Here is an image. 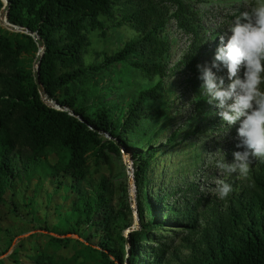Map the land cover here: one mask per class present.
Instances as JSON below:
<instances>
[{
    "label": "trees",
    "instance_id": "16d2710c",
    "mask_svg": "<svg viewBox=\"0 0 264 264\" xmlns=\"http://www.w3.org/2000/svg\"><path fill=\"white\" fill-rule=\"evenodd\" d=\"M171 20L192 37L174 67L189 73L193 113L164 134ZM7 21L42 38L40 82L65 109L48 106L37 90L33 38L0 26V256L40 229L46 233L14 245L12 264H22L20 253L28 264H68L59 253L68 248L78 264H264V161L228 180L225 200L195 182L152 191L161 154L178 137L217 125L199 87L204 27L189 0H9ZM122 28L132 34L123 38ZM108 29L117 45L89 48L94 35L107 40ZM185 145L200 156L199 144ZM121 150L132 162L138 218L127 235V174L112 167ZM37 235L43 244L26 246Z\"/></svg>",
    "mask_w": 264,
    "mask_h": 264
},
{
    "label": "rangeland",
    "instance_id": "374dc122",
    "mask_svg": "<svg viewBox=\"0 0 264 264\" xmlns=\"http://www.w3.org/2000/svg\"><path fill=\"white\" fill-rule=\"evenodd\" d=\"M193 4V8L198 11L201 24L204 27L203 31V49L201 52V59L204 62L210 61L213 56V53L218 44V37L225 33L229 26L233 23L236 16H238L242 11L248 10L254 3L255 0H189ZM1 27L5 28L0 24ZM170 38H173V42L170 46V57L169 65L173 66L174 71L171 75L165 78L167 86L171 89V93L168 96L169 103V115L171 118L167 122V129L164 134H168L170 130L178 126H182L186 119L193 113L192 105L190 100L192 98L188 84L186 83V78L188 77V71L183 67L176 68L175 63L185 52L187 45L191 40V35L180 30L174 20H171L167 27ZM123 38L129 37L132 32L127 28H122L119 30ZM107 40H102L99 36L94 35L92 37L91 45L93 49H102L106 50L114 48L116 43V32L112 30H107ZM110 37V38H109ZM109 38V39H108ZM90 56L86 55L88 59ZM208 108L213 112L215 116V121L217 125L214 127V130L210 132H205L202 128L194 135L188 137L184 142L199 144L201 149V154L197 159L194 160L193 157H190L193 154V146L185 145L181 141V138L176 139V145L174 149H167L164 153L161 154L160 161L154 167L152 172V191H155L160 185L172 184L183 187L184 184L188 182H195L199 190L203 191L208 195H215L216 181L220 179L231 180L233 177L238 179L241 178L238 174H232L227 178L223 177L220 174V171L216 168L215 163L217 160L225 159L226 162L232 160V152L235 149V136H236V127H229L221 120V118L216 115V109L206 103ZM203 131V132H202ZM164 140V136L161 137V141ZM180 142V143H179ZM122 165L125 166V171L127 174V183H128V194L132 195L134 198L135 188L133 183V174L132 176L128 175V168L132 172V162L129 158V155L121 150V158L115 157L112 162V167L114 172L122 168ZM106 171V169H103ZM131 217L133 223L138 219L134 215V203L131 204ZM46 233L44 230L33 229L26 234L18 236L13 244H17L20 238L27 237L32 233ZM76 237V236H73ZM82 240V239H80ZM44 238L40 235L30 237L26 242V246L33 245L34 242L43 244ZM83 241V240H82ZM77 247L78 244H76ZM12 247V248H13ZM12 248L8 253L1 255L0 260L4 261V264H12L11 260L7 258V255L12 251ZM62 254L68 264H78V261L75 260L71 255L73 254V249H63L59 251ZM19 260L22 264H28L29 259L20 253L18 255Z\"/></svg>",
    "mask_w": 264,
    "mask_h": 264
},
{
    "label": "clouds",
    "instance_id": "9594fccd",
    "mask_svg": "<svg viewBox=\"0 0 264 264\" xmlns=\"http://www.w3.org/2000/svg\"><path fill=\"white\" fill-rule=\"evenodd\" d=\"M196 68L206 102L226 125H238L232 160H217L215 166L225 178H246L254 159L264 161V0L236 16L218 37L210 61ZM214 191L225 200L233 187L220 179Z\"/></svg>",
    "mask_w": 264,
    "mask_h": 264
},
{
    "label": "water",
    "instance_id": "95a60500",
    "mask_svg": "<svg viewBox=\"0 0 264 264\" xmlns=\"http://www.w3.org/2000/svg\"><path fill=\"white\" fill-rule=\"evenodd\" d=\"M2 1L4 2V5L0 9V24L10 31H17V32H22V33H26V34L30 35L37 45L38 51H37V53L34 57V60H33L32 74H33L34 83L37 86V90H38L43 102H45L48 106H51L54 108L65 109L63 106L59 105L56 101L52 100L49 96H47V94H46V92L42 86V83L40 82L39 63H40L41 56H42V53L44 50V43H43L42 38L36 32H34V31H32L26 27L10 24L7 21V10H8L9 0H2ZM68 112L71 115L77 116L80 120H82L81 116L76 115L72 110H68ZM102 134H106V133H102ZM132 174L133 173L130 171V167H129L128 168V175L132 176ZM129 201L131 204L134 203V198L132 197V195H129ZM133 210H135V212H136L135 204H134ZM136 214H137V212H136ZM136 217H137V215H136ZM136 228H137V220L133 223V225L131 227H129L126 230V235L129 233V231L134 230Z\"/></svg>",
    "mask_w": 264,
    "mask_h": 264
}]
</instances>
